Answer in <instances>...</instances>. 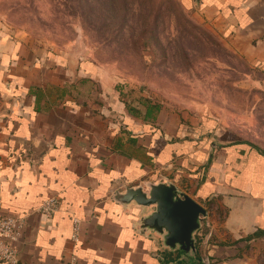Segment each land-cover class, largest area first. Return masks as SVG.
I'll return each mask as SVG.
<instances>
[{"label":"crops","instance_id":"0c3cea01","mask_svg":"<svg viewBox=\"0 0 264 264\" xmlns=\"http://www.w3.org/2000/svg\"><path fill=\"white\" fill-rule=\"evenodd\" d=\"M181 3L264 76V0ZM149 97L109 69L38 55L0 31V213L26 215L7 237L23 263L264 264V149L203 111ZM151 181L207 209L195 249L166 247L114 197ZM50 196L60 207L46 216L38 208Z\"/></svg>","mask_w":264,"mask_h":264},{"label":"rangeland","instance_id":"374dc122","mask_svg":"<svg viewBox=\"0 0 264 264\" xmlns=\"http://www.w3.org/2000/svg\"><path fill=\"white\" fill-rule=\"evenodd\" d=\"M0 31L38 55L109 69L160 105L203 111L264 149V76L181 0H0Z\"/></svg>","mask_w":264,"mask_h":264},{"label":"water","instance_id":"95a60500","mask_svg":"<svg viewBox=\"0 0 264 264\" xmlns=\"http://www.w3.org/2000/svg\"><path fill=\"white\" fill-rule=\"evenodd\" d=\"M121 204H134L141 213L138 223L157 233L162 243L182 252L195 249L194 233L207 217V209L178 187L167 181H151L117 191Z\"/></svg>","mask_w":264,"mask_h":264},{"label":"built area","instance_id":"2783aa9c","mask_svg":"<svg viewBox=\"0 0 264 264\" xmlns=\"http://www.w3.org/2000/svg\"><path fill=\"white\" fill-rule=\"evenodd\" d=\"M60 207V199L57 196H50L39 206L40 213L51 216ZM26 225L25 214L0 213V262L2 264H25L21 261L17 248L7 239L17 230ZM79 220L74 221V232L72 238L79 239ZM61 264H75V258Z\"/></svg>","mask_w":264,"mask_h":264},{"label":"trees","instance_id":"16d2710c","mask_svg":"<svg viewBox=\"0 0 264 264\" xmlns=\"http://www.w3.org/2000/svg\"><path fill=\"white\" fill-rule=\"evenodd\" d=\"M155 106L158 108L160 105L157 104V105H155Z\"/></svg>","mask_w":264,"mask_h":264}]
</instances>
